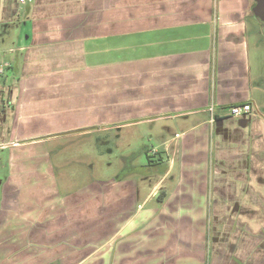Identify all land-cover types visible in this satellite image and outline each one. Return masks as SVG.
I'll list each match as a JSON object with an SVG mask.
<instances>
[{"label":"crops","instance_id":"1","mask_svg":"<svg viewBox=\"0 0 264 264\" xmlns=\"http://www.w3.org/2000/svg\"><path fill=\"white\" fill-rule=\"evenodd\" d=\"M253 6L0 0V264H261L235 244L264 236L254 188L264 121L250 70L264 23ZM244 102L240 117L223 109ZM202 110L210 116L167 139L163 170L141 174L144 186L123 175L65 191L47 160L51 141Z\"/></svg>","mask_w":264,"mask_h":264},{"label":"rangeland","instance_id":"2","mask_svg":"<svg viewBox=\"0 0 264 264\" xmlns=\"http://www.w3.org/2000/svg\"><path fill=\"white\" fill-rule=\"evenodd\" d=\"M248 17L250 20V15ZM259 21L262 23L263 19H259ZM260 41L264 45V37H260ZM253 42L251 44H254ZM251 50L253 51L250 58L253 112L255 115L259 114L264 121V46L260 49L252 47ZM258 80L263 83L262 88L254 87ZM206 113L202 110L198 114L187 117L144 120L93 131L88 136L51 141L46 144L49 152L47 160L50 161L52 167H55L56 181L60 186H64L65 191L76 190L92 181L108 180L123 175L136 179L139 186L140 184L144 186V183L148 184L149 181L146 180L143 183V180H140L141 174L145 173L156 177L163 170L164 166L159 161V157L163 156L164 158L167 139L179 133L182 126L187 127L195 120L208 118L210 114ZM170 145L173 147L175 144ZM172 147L167 150L170 155L174 150ZM167 158L166 156V160ZM256 165L259 168V164ZM7 167L8 151H0V178L4 177ZM177 171L176 167L171 176L174 179H177ZM256 178L254 188L257 189L258 194H261L264 208V180L260 175ZM173 184L174 180H167L165 185L169 189ZM141 192L143 193V191ZM155 202L156 200L151 201L147 208L153 207ZM248 203L250 202L247 200L245 204ZM257 215L261 217V219H257L256 216L257 225L258 223L264 225V213L262 212L261 216V211H258ZM258 238L259 236H257ZM257 239L253 238L252 242H249L251 238L247 235L243 236L242 243H235L237 244L236 251L238 255H244L245 249L250 248L259 251L258 256L262 259L260 262L264 264V236L262 243H254ZM238 264H252V261L246 262L241 259V261L238 260Z\"/></svg>","mask_w":264,"mask_h":264},{"label":"built area","instance_id":"3","mask_svg":"<svg viewBox=\"0 0 264 264\" xmlns=\"http://www.w3.org/2000/svg\"><path fill=\"white\" fill-rule=\"evenodd\" d=\"M25 1H29V0H21V2H25ZM8 65L6 63H4L2 66H0V73L3 71V69L5 67H7ZM251 111V107L249 104H237L235 106H233L229 112H228V116L230 117H240L244 114H247Z\"/></svg>","mask_w":264,"mask_h":264},{"label":"water","instance_id":"4","mask_svg":"<svg viewBox=\"0 0 264 264\" xmlns=\"http://www.w3.org/2000/svg\"><path fill=\"white\" fill-rule=\"evenodd\" d=\"M252 13L256 18L263 19L264 22V0H254Z\"/></svg>","mask_w":264,"mask_h":264},{"label":"trees","instance_id":"5","mask_svg":"<svg viewBox=\"0 0 264 264\" xmlns=\"http://www.w3.org/2000/svg\"><path fill=\"white\" fill-rule=\"evenodd\" d=\"M240 104H248V103H246V102H244V103H240ZM235 105H237V104H233V105H229V106H226V107H223V109H225V110H227V112H229V110L233 107V106H235ZM251 107V106H250ZM213 117H217L216 115H213ZM160 161V160H159ZM162 167V166H161ZM163 169V168H162ZM164 193H160L158 196H157V201L159 202V203H162L163 202V200H162V198H164ZM207 251H208V249H207ZM206 260H207V258H206Z\"/></svg>","mask_w":264,"mask_h":264},{"label":"flooded vegetation","instance_id":"6","mask_svg":"<svg viewBox=\"0 0 264 264\" xmlns=\"http://www.w3.org/2000/svg\"><path fill=\"white\" fill-rule=\"evenodd\" d=\"M262 23H264L263 21H262ZM263 26H264V24H263ZM264 30V29H263ZM263 35H264V31H263ZM264 37V36H263Z\"/></svg>","mask_w":264,"mask_h":264}]
</instances>
